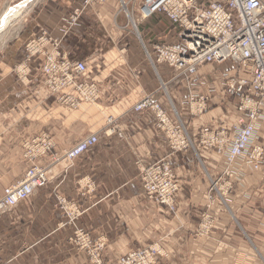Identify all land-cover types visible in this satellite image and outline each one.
Wrapping results in <instances>:
<instances>
[{
  "label": "crops",
  "instance_id": "1",
  "mask_svg": "<svg viewBox=\"0 0 264 264\" xmlns=\"http://www.w3.org/2000/svg\"><path fill=\"white\" fill-rule=\"evenodd\" d=\"M7 3L0 0V17ZM79 3L35 0L30 23L0 50V199L25 175V141L48 134L55 148L37 164L52 166L83 138L97 134L100 139L71 168L56 163L47 187L0 214V264H89L71 242L78 231L103 240L108 257L156 245L160 264H264V169L246 171L223 200L210 192L223 158L198 144L203 128L229 126L237 118V101L222 92V73L230 65H210L199 73L208 85L197 91L207 94L212 86L216 92L205 113L192 117L183 105L192 90L172 80L167 66L154 68L143 46L152 50L153 44L176 42L169 21L161 15L146 21L142 39L119 0H107L85 9L79 25L64 35L65 21ZM42 34L50 38V49L56 46L71 60L86 63L85 77L100 86L96 103L74 112L60 107L44 86L41 57L31 63L29 79H19L16 69L26 44ZM145 97L159 101L172 116L175 107L197 152L171 153L155 116L133 110ZM160 161L172 164L180 179L175 212L154 204L142 188V168ZM206 211L213 212V228L202 233ZM71 213L78 217L69 222Z\"/></svg>",
  "mask_w": 264,
  "mask_h": 264
},
{
  "label": "built area",
  "instance_id": "2",
  "mask_svg": "<svg viewBox=\"0 0 264 264\" xmlns=\"http://www.w3.org/2000/svg\"><path fill=\"white\" fill-rule=\"evenodd\" d=\"M105 2L107 0H80L79 10L73 19L66 21L63 33L67 35L77 26L82 11L94 3ZM119 3L127 18L128 14H137L143 22L161 15L177 32L176 42L153 44V51L146 47V55L154 68L168 66L173 72L172 80H180V87L192 90L189 99L183 103L191 116L205 113L216 92L212 86L207 94L197 91L199 86L208 85L205 80L198 79L199 73L210 65H230L222 73V92L226 98L237 101V118L229 126H206L198 137L201 147L223 158L222 173L213 182L210 192H217L221 198L227 197L234 182H241L246 171L260 172L264 169V0H119ZM44 41L49 43L45 35L27 45L26 63L38 55L46 56L42 74L50 91L55 94L74 91L85 101L98 97L94 90L96 86L85 78L88 70L86 63L71 60L57 50L47 55L41 47ZM153 54L156 60L151 58ZM62 97L69 106L70 101L73 105L76 102ZM133 110L137 114L151 113L155 116L156 127L166 137L171 153L197 152L187 123L175 107L172 116L159 101L145 97ZM99 141L97 134L89 135L67 151L63 159L73 164L96 147ZM29 142L26 149L34 159L47 156L55 148L48 134ZM141 171V184L147 197L156 205L175 211L181 183L172 164L160 161ZM49 182L48 168L33 164L21 181L4 190L0 199V214L28 200L35 191L47 187ZM205 221L203 231L208 232L213 228L212 216H206ZM75 238L89 264H158L157 257L161 255L155 245L107 262L102 241H93L88 234L80 231Z\"/></svg>",
  "mask_w": 264,
  "mask_h": 264
},
{
  "label": "rangeland",
  "instance_id": "3",
  "mask_svg": "<svg viewBox=\"0 0 264 264\" xmlns=\"http://www.w3.org/2000/svg\"><path fill=\"white\" fill-rule=\"evenodd\" d=\"M17 1V0H16ZM15 1V2H16ZM34 1L35 0H32L31 2H29L27 5H26V7H25V9H24V11H23V13H22V15L18 18V20H16V22H14L10 27H8L7 29H6V31H4V33L2 34V35H0V50L3 48V47H5V43H6V41L7 42H9V41H12L13 39H15V38H17L19 35H20V33H23V31H24V28L30 23V21H31V17H32V13H33V8H32V6H33V3H34ZM126 1H128V0H126ZM11 5V0H8V3H7V7H6V9L8 8V6H10ZM31 8H32V11H31V13L27 16V14L29 13V11L31 10ZM5 9V10H6ZM124 16L126 17V20H127V22L129 23V21H128V18H127V16L124 14ZM27 17V18H26ZM133 20L136 22V25L138 26V30H139V32H140V34H141V36H142V39L144 38L145 39V36H143V24L144 23H146V21H140V18L137 16V14H135L134 15V17H133ZM139 21V22H138ZM129 26H130V28L132 29V31H134V32H136V34H138L137 32L138 31H136V28H134V26H133V24L132 25H130L129 24ZM5 44V45H4ZM4 45V46H3ZM26 59H27V53L25 54V59H24V61L23 62H26ZM35 58H32V60L30 61V62H28L27 63V67H31V63L33 62V61H35L34 60ZM70 59V58H69ZM22 62V63H23ZM21 63V64H22ZM20 64V65H21ZM19 65V66H20ZM18 66V67H19ZM26 69V68H25ZM16 71H17V74H18V76H19V68H17L16 69ZM86 78V77H85ZM19 79H20V77H19ZM87 79V78H86ZM21 80V79H20ZM90 83H93L95 86H96V89H98V95L100 94V86H99V84L97 83V82H94V81H90L89 79H87ZM22 81V80H21ZM44 86L49 90V92H50V94H51V96L55 99V101L57 102V104L60 106V107H62V108H64V109H66L67 111H71V112H74V111H78V110H80L81 108H82V106H84V105H86V104H94V103H96L97 101H98V97H92V98H90L88 101H85L84 100V98H83V96H81V95H79V94H75V93H73L72 91H71V93H68V92H60V93H57V94H55V93H52L51 91H50V89L45 85V83H44ZM62 96H64V97H66L67 99H69V98H71V99H74V100H76V102H75V104L73 105L72 104V102L70 101V105L71 106H69L66 102H65V100L63 99V97ZM181 115V114H180ZM110 121H113V119H110ZM29 141H31V140H29ZM29 141H25L24 142V144H23V155H24V159H25V161H26V163L28 164V168L30 167V166H32L33 164H35V165H38L37 164V162L40 160V159H42V158H45V157H47V156H42V157H38V158H36V159H34V158H32V156H31V154L29 153V151L26 149V147H29V145H28V143H30ZM52 152V151H51ZM56 163H57V165L58 164H60V163H63L64 165H65V167H67V168H71L73 165H74V163L73 164H69L67 161H65L64 159H63V157L62 158H59L58 159V161L56 162H53V165L51 166V165H49V166H46V165H44V166H40V165H38V166H40V167H45V168H48V170H49V172L51 171V169L56 165ZM27 168V169H28ZM143 169V168H142ZM218 180V179H217ZM140 181H141V177H140ZM215 191H213V193H214ZM217 193V192H216ZM145 194V193H144ZM218 194V193H217ZM145 196L147 197V195L145 194ZM218 196H219V198H221L220 197V195L218 194ZM148 198V197H147ZM149 199V198H148ZM177 199V198H176ZM221 199H225V197L224 198H221ZM150 201H152L154 204H156L153 200H151V199H149ZM60 203H63V201H62V199H60ZM176 204H177V201H176ZM167 207V206H166ZM176 207H177V205H176ZM170 210V209H169ZM171 211V210H170ZM176 211V210H175ZM175 211H172V212H175ZM78 214V213H77ZM77 214H69L68 216H69V222H72V221H74L75 219H76V217H78V215ZM206 216H212V218H213V212H211V211H206L205 213H202V217H201V222H200V225H199V229H200V231L202 232V233H204L205 231H203V225H204V223L206 222L205 221V218H206ZM85 234H87V233H85ZM89 235V234H88ZM90 236V238L93 240V241H102L103 243H104V251H103V254H104V258H107V262H110V261H112L113 259H114V257H108L107 255H106V243L103 241V240H101V239H93L92 237H91V235H89ZM72 242V244L79 250V251H81L80 250V246L78 245V242H77V240H76V238H74V240L73 241H71ZM153 246V245H152ZM149 247H151V246H149ZM144 248V247H143ZM135 251V250H134ZM132 252V251H131ZM129 254V253H128ZM123 256H125V255H123ZM120 257V256H119ZM160 256H158L157 257V262H158V264H160L159 263V260H158V258H159Z\"/></svg>",
  "mask_w": 264,
  "mask_h": 264
},
{
  "label": "bare ground",
  "instance_id": "4",
  "mask_svg": "<svg viewBox=\"0 0 264 264\" xmlns=\"http://www.w3.org/2000/svg\"><path fill=\"white\" fill-rule=\"evenodd\" d=\"M16 0H11V5L10 6H8V8L5 10V11H3V13H2V15H1V17H0V35H1V33H3L4 31H6V29L8 28V27H10L14 22H16V20H18V18L22 15V13H23V11H24V9H25V7H26V5L29 3V2H31L32 0H17L16 2H15ZM94 4H97V3H94ZM93 4V5H94ZM120 5H121V3H120ZM92 6V5H91ZM122 7V6H121ZM79 8H80V6L77 8V9H75V11L73 12V14H71V16L67 19V20H69L70 18H74V14L77 12V10H79ZM89 8V7H88ZM85 11V10H84ZM84 11H82L81 12V14L79 15V17H78V23H77V26L79 25V20H80V16L82 15V13L84 12ZM123 12H124V10H123ZM129 15V17H128V19L130 20V23H131V25L133 24V26H134V28H136V31H138V26L136 25V22L133 20V17H134V14L132 15V14H128ZM66 20V21H67ZM65 21V22H66ZM133 21H134V23H133ZM141 21V20H140ZM139 22V21H138ZM15 24V23H14ZM65 24V23H64ZM77 26H75V27H77ZM64 27V26H63ZM75 27H73V28H75ZM64 34V33H63ZM43 35H45V34H42L41 36H43ZM65 35V34H64ZM68 35V34H67ZM41 36H38V37H35L32 41H34V40H36V39H38L39 37H41ZM45 37L49 40V43H47V42H42V44H41V47L44 49V51H45V53L48 55V54H54V51L55 50H57V51H59L60 53H61V51L55 46L53 49H50L49 48V46H50V38L49 37H47L46 35H45ZM31 40H30V42H28L27 44H26V53H27V55H28V52H27V45L29 44V43H31L32 42ZM143 46H144V49H145V52L147 51V49H146V46L143 44ZM150 51H153V46H152V50H150ZM61 54H63V55H65L64 53H61ZM43 58V60H44V62H43V64H42V66H41V68H40V74L43 76V74H42V68H43V66H44V64H45V61H46V56L44 55V57L43 56H41V55H38V56H36V57H34L35 59H38V58ZM69 58V57H68ZM151 58L153 59V60H156V56L153 54V55H151ZM42 60V61H43ZM159 64V63H158ZM168 67V66H167ZM19 77H20V79L22 80V81H27L28 79H29V75H30V68L29 67H27V63L26 62H23L19 67ZM26 68V69H25ZM169 68V67H168ZM27 75V77H26V79H25V76ZM47 86V85H46ZM76 91H78V89L77 88H74ZM95 91L97 90L96 88L94 89ZM74 92V91H73ZM135 107V106H134ZM193 117V116H192ZM196 117V116H195Z\"/></svg>",
  "mask_w": 264,
  "mask_h": 264
}]
</instances>
